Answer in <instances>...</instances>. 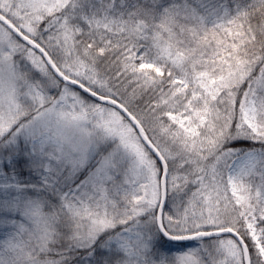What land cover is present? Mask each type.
<instances>
[{
    "label": "snow or ice",
    "instance_id": "6c2138e0",
    "mask_svg": "<svg viewBox=\"0 0 264 264\" xmlns=\"http://www.w3.org/2000/svg\"><path fill=\"white\" fill-rule=\"evenodd\" d=\"M0 264H264V0H0Z\"/></svg>",
    "mask_w": 264,
    "mask_h": 264
}]
</instances>
